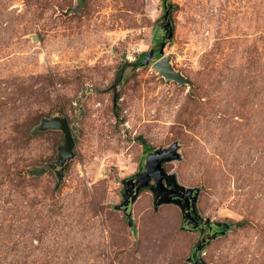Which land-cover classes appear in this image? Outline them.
<instances>
[{
    "label": "rangeland",
    "instance_id": "1",
    "mask_svg": "<svg viewBox=\"0 0 264 264\" xmlns=\"http://www.w3.org/2000/svg\"><path fill=\"white\" fill-rule=\"evenodd\" d=\"M174 144L164 171L225 228L201 262L264 264V0H0V264H192L200 235L153 184L121 209Z\"/></svg>",
    "mask_w": 264,
    "mask_h": 264
},
{
    "label": "water",
    "instance_id": "2",
    "mask_svg": "<svg viewBox=\"0 0 264 264\" xmlns=\"http://www.w3.org/2000/svg\"><path fill=\"white\" fill-rule=\"evenodd\" d=\"M78 5H83V0H77ZM164 18L166 20L164 28V36L167 40H170L172 37L173 29L171 27V21L168 16V11L165 13ZM153 52H149L146 54V61L142 63L141 66L147 65L149 60L152 58ZM153 67L155 70L159 72V74L169 83V82H176L178 84L184 83L185 79L178 75L170 66V58L165 57L158 59L154 64ZM43 130H55L60 131L64 138V145L59 150V161L57 162L56 166L59 169L58 173L60 174L63 171L64 166L66 165L67 161L72 158V149L74 147V142L72 138V134L70 131L69 124L67 120L65 119H58L53 118L49 121H45L42 126ZM177 145H173L170 149L166 151H154L147 155L144 170L145 172L136 176L135 181L128 180L125 181L126 190L124 193V201L122 203V208L124 211L127 210L130 204L134 203L135 200L138 197V193L144 189L147 188L149 183L153 182V191H154V197L155 202L154 206H159L160 204H168L172 203L173 197L181 199L183 197L182 193L187 194V198L191 199V204H193L196 200V197L198 195V190H187L185 191L183 188H179L176 185V181L174 176H168L167 173L163 169V163H168L171 161H175L179 159V156L177 154ZM172 180L175 183V188L177 191L181 192H175L170 191L165 188L164 181L165 180ZM187 202L190 204V201ZM183 211V210H182ZM190 215L187 214L184 216V220L188 221V225H192V220L190 221ZM193 229H196L197 225L194 223ZM204 241V240H203ZM201 247L195 248V253L199 251ZM194 264H205L203 262L200 263H194Z\"/></svg>",
    "mask_w": 264,
    "mask_h": 264
},
{
    "label": "flooded vegetation",
    "instance_id": "3",
    "mask_svg": "<svg viewBox=\"0 0 264 264\" xmlns=\"http://www.w3.org/2000/svg\"><path fill=\"white\" fill-rule=\"evenodd\" d=\"M167 11H168L167 7H165V13ZM148 154H150V153H147V155ZM145 161H146V159H145ZM144 165H145V163H144ZM144 165H143V170L141 171V174L145 172ZM135 177H133L132 179H129V180L135 181ZM163 183H164V186L166 189H168L170 191L181 192V191H177V189L174 186L175 183L172 180L168 179V180H165ZM150 184H153V182L151 181L147 188H149L151 186ZM125 190L126 189H124V191H123L124 193H125ZM182 194H183V197L181 199L173 197L174 203H177L179 205V207L181 208V212L183 214L182 215L183 220H182V227L181 228L184 230H187V231H197L200 236H199L198 245L195 248L203 247V246L207 245V243L209 242L210 239H212V237L216 236L217 234H221L223 231H225V228L223 226H220L219 224H217V225L211 224L208 221L203 223L202 220L200 219V217L195 214L194 209H193L194 207L191 204V199L187 198V194H185V193H182ZM187 199H188V201H190V204L187 202ZM132 204H130V205H132ZM130 205H129V207H130ZM128 208H127V210H128ZM121 209H123V208H121ZM187 214L190 215V218L189 217L188 218L190 219V221L192 220V225L194 223H196V225H197L196 229H193L192 225H188L189 220H187V221L184 220L183 217L186 216ZM194 249H193V251H194ZM190 261L192 264L195 262L200 263L201 259L199 258L197 253H194V254L191 253Z\"/></svg>",
    "mask_w": 264,
    "mask_h": 264
},
{
    "label": "trees",
    "instance_id": "4",
    "mask_svg": "<svg viewBox=\"0 0 264 264\" xmlns=\"http://www.w3.org/2000/svg\"><path fill=\"white\" fill-rule=\"evenodd\" d=\"M137 140H139L140 142H143L140 138H138ZM144 143V142H143ZM146 148V147H145ZM147 153H151V152H153L152 150H149V149H147L146 148V150H145ZM194 251H195V249H194ZM193 250H192V254H194L195 252H194ZM196 263V262H195ZM194 264V263H193Z\"/></svg>",
    "mask_w": 264,
    "mask_h": 264
}]
</instances>
